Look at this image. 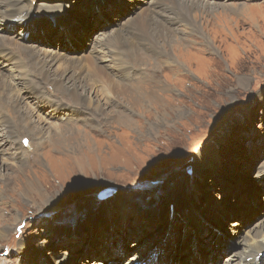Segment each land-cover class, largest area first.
Returning <instances> with one entry per match:
<instances>
[{"label":"rangeland","instance_id":"374dc122","mask_svg":"<svg viewBox=\"0 0 264 264\" xmlns=\"http://www.w3.org/2000/svg\"><path fill=\"white\" fill-rule=\"evenodd\" d=\"M43 1L23 4H33L38 17L22 22V34L0 23V35H15L21 43L70 58L91 56L94 49L104 55L103 36L129 27L125 23L144 9L154 12L153 0H82L85 7L73 14L74 28L72 20L66 23L69 30H61L55 23L43 28L52 12L40 10L41 5L64 2L75 8L81 0ZM206 1L225 8L205 16L196 10L198 31L181 20L178 8L173 7L174 15L170 6L163 7L168 24L160 21L178 31L183 51L175 52L174 39L158 59L157 47L146 36L133 26L125 32L139 48L121 46L134 64L131 76L118 83L155 90L167 109L150 105L144 111V104L136 106L129 97L118 100L112 92H101L105 103L138 124L131 128L107 118L103 126L102 114L81 108L94 115L92 122L76 126L99 142L91 143L92 153L63 152L50 144L30 150L31 134L19 129L17 111L7 101L0 119V229L12 233L0 234L5 244H0V264H65L64 256L73 260L67 264H111L109 255L123 247V260L113 264H128L135 251L169 243L177 264H198L202 256L204 264H218L239 249L244 232L259 231L264 216V0ZM242 6L247 7L243 13L234 11ZM109 56L99 60L111 65ZM11 66L0 62V72L18 83L12 96L23 98L35 125L43 133L66 126L69 110L46 105L52 90L39 88L37 77L23 85ZM16 148L29 153L21 164L13 162ZM73 157L84 159V169ZM27 180L47 191V204L36 195L29 201ZM98 189L111 195L100 198Z\"/></svg>","mask_w":264,"mask_h":264},{"label":"bare ground","instance_id":"6f19581e","mask_svg":"<svg viewBox=\"0 0 264 264\" xmlns=\"http://www.w3.org/2000/svg\"><path fill=\"white\" fill-rule=\"evenodd\" d=\"M28 1L29 0H0V23H2V25H7V24L11 25L15 23L20 25L22 22L26 23V21L38 17V15H36L37 14V11L35 10L36 7L33 6V4L29 3L28 6L23 7V4L26 2L28 3ZM45 1L48 0H44L43 2ZM53 1L54 0H51L50 2ZM65 4L64 2H58L56 5L42 4L43 6L41 5L40 10H45L48 14L52 12V14L47 15L48 17L45 19L43 25L54 24L52 21H46L48 19L53 20L55 23H64V24L66 23L70 24L71 21L73 20L75 22L71 23V27L73 26L72 28H74L78 20L73 16V14L76 11L81 12L83 6L85 7V4H82V0L80 5L78 3H76L78 5L73 4L76 9L73 6L69 8ZM133 6H136V4H133ZM167 6L171 7V10L174 15L178 14L179 11L181 20L187 22L188 25L193 26L197 31L200 28L198 25V20H196L195 18L197 15L195 16V14H198L199 12L205 16L207 14L214 12L215 9L225 8V6H221L218 4H213V5L209 4L208 1L206 0H153L151 4H149V7L152 10H154V12L148 9H144L137 16L131 17V19L133 20L130 19L131 21L125 23V26L128 25L129 27L124 29L118 28L115 31H113L112 34H110L111 36H107L105 38L103 36L104 39L102 38L100 42H102L101 45L106 46L105 50H107V52L105 54H104L105 51L101 52L104 55H100L99 53L97 55L96 54L97 50L95 51L94 49L91 56L89 55L79 56V57L73 56L72 58H70V57H66L65 55L63 56V54L55 53L53 50L50 49L39 50L40 48L38 49L34 45L29 46L28 44L21 43L20 40L15 38V35L13 36H9L8 34L0 35V62L6 64L12 63L11 67L19 73L20 77L18 76L17 79L22 80L23 85L24 84L28 85L32 77H37L39 81L37 84H40L38 86L39 88L51 89L53 95L52 94H48L49 96L47 95V97L49 98L47 100L46 105L53 107L54 110H60V111L69 110V114H67L66 116L67 117L66 120L67 121L69 120L68 121L69 123L63 127L53 126L52 129L49 130V132L43 133L41 129L37 127L33 122L35 120H33L34 118L32 119L31 115L29 114L31 113L30 110L28 111L29 113H27L23 109L22 107L23 98H21L20 96L14 98L12 96L14 88L18 86V83H16V81L12 83L6 81L7 79L4 78L5 76H3L1 72H0V119L3 114V109L5 108V105L7 104L8 101L9 105L12 108L16 109L17 111L18 114L17 118L19 119L21 125L19 129H23L31 134L32 141L30 142L31 145L30 150H32L34 144L38 145L40 147V150L42 146H44L45 144H50L53 145L57 150H60V148L63 147L64 150L63 152H66V150L72 151L74 148H80L83 152L87 151L90 153L92 151L91 143L95 142L96 144V142L97 143L99 142L95 141V139L92 136L93 134L84 130H80L78 129L79 127H76L77 124L79 123L86 124L92 122L93 120L90 118H92L94 115L89 114L87 109L84 110L85 109L84 107L88 109H93L98 113L102 114L101 121L103 126H105V124H108L107 118L109 120L112 119V121H114L115 123H119L127 127H131L133 123L138 124L135 120H133L132 117L113 109L112 107L109 106L108 102L105 103L100 98L102 93L109 96L108 93L112 92V94L118 100L119 97L121 98H123V96L129 97L135 103L136 106H140V104H144L145 108L141 106L142 110L144 111L146 110L147 107L150 108V105H152L156 110L161 109L165 111L167 109V105L165 106L161 105L162 101H160L161 99L156 94L155 90L151 88L150 89H143L140 87L137 88V86L136 88L126 87L122 84H119L118 82H122L127 79V75L130 74V70L134 64V62L130 61L128 55L126 56V54H124L123 50L121 49V46H124L125 43H129L133 45V48L135 49L137 47L139 48L138 42L133 41L132 43L129 37L127 36V34L125 33L127 30H129L131 26H133L136 31L141 32L143 36H146L148 41L157 47L158 59L163 58L164 49L166 50V48H168L167 45L170 44V41H174V39L175 40L177 39L176 35L178 34L177 33L178 31L173 30L172 28L170 29L168 25L163 23L167 19L162 15V11L164 9L163 7H167ZM173 7L178 8V11L174 12L173 9L176 8ZM245 8L247 7L246 6L236 7L234 8V11L241 10V12L243 13L244 12L243 9ZM196 10H198V12ZM42 12L43 11L38 13H42ZM158 14L160 17L158 16ZM160 20L163 22H161ZM177 42L178 41L176 40V45L174 46L175 52H177L176 49H178L179 51H183L180 46L181 43H179L180 45L179 44L177 45ZM154 51L156 53L155 48ZM108 53H110V56L108 55ZM95 54L97 56L95 57L94 60L92 59V57ZM107 56L111 58L110 61L111 65L102 64L103 59L99 60ZM156 61L158 62V60ZM98 84L101 86V89H103L104 91H100L98 87H96ZM85 115H88V117H86ZM22 119H24L23 122L25 123V127L22 125ZM48 127L50 128V126ZM135 128H137V126ZM9 135H10L9 140L11 141L12 133L10 132V127H9ZM45 135L48 136L46 137ZM16 150L18 152V155L13 160V162H19L21 164L23 163V160H26L24 158L21 161V159L25 157L24 155H27L28 157L29 153L22 155V151L19 152V149L17 148ZM82 151H80L81 154L79 155L81 158L83 156ZM73 160L74 162H77L78 168L84 169V163H85L84 159H81L79 161V159L77 160L75 157H73ZM14 164L17 165L16 163ZM29 167L31 166H28L27 168ZM13 178H15V180L13 181L16 183L18 181V178L17 177H13ZM25 187L28 192L29 195L28 197L30 198L29 199L30 202L33 200V197L36 195L39 197V200L41 201L42 204L44 203L47 204L46 202H48L49 200L47 191L41 190L40 186L37 185L34 186V183L31 181H29L28 185H26ZM34 205L35 204L33 203V206ZM262 218H263V223L259 225L258 228L259 231L257 230L256 234H252L250 231L248 233L244 232L242 241L238 245L239 249L231 255L229 260H226L225 262L224 261L218 262V264H264V258H260V254L264 252V216ZM16 230L19 234L20 232L18 231L17 227ZM10 232L11 229L9 228H4V230L0 229V234L3 236L10 234ZM234 234H237V229L235 230ZM20 235L21 234H19V236ZM196 242H198V240ZM1 243L2 242H0V244ZM2 245L5 244L2 243ZM121 247H123V244L121 245ZM123 249H121L120 251L114 250L113 254L109 255L110 257L113 258L110 260L112 261L111 264L115 262L118 263V261H120L121 259L123 260V256H124V253H122ZM157 252H158L157 249H151L150 251L147 252V257L150 264L163 263L157 259L158 257ZM213 253L210 254L211 258L213 257L212 255ZM137 254H139V252L135 251V254L132 255V257L129 259L128 264H144L141 263L138 257L136 258ZM214 254L219 255V253L216 252ZM262 256L264 257V253ZM204 257L205 256H202L201 258ZM210 257L206 258L208 262L211 260ZM201 258L198 264L201 263L204 264L205 259L203 260ZM71 260L72 259L69 258V256L66 257L64 256L62 259V261L65 262V264H67ZM92 264H98V263L94 262ZM175 264H177V260Z\"/></svg>","mask_w":264,"mask_h":264},{"label":"water","instance_id":"95a60500","mask_svg":"<svg viewBox=\"0 0 264 264\" xmlns=\"http://www.w3.org/2000/svg\"><path fill=\"white\" fill-rule=\"evenodd\" d=\"M104 3V2H103ZM47 21H52L53 23H55L53 20H47ZM55 24H63V23H55ZM116 190V189H115ZM96 195H98V197L100 198H107L111 195L110 192H106V190H100L98 189L96 192H95Z\"/></svg>","mask_w":264,"mask_h":264}]
</instances>
